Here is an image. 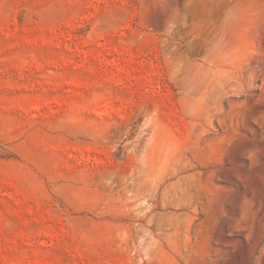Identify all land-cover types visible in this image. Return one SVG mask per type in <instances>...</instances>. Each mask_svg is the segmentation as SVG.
<instances>
[{"label":"rangeland","instance_id":"obj_1","mask_svg":"<svg viewBox=\"0 0 264 264\" xmlns=\"http://www.w3.org/2000/svg\"><path fill=\"white\" fill-rule=\"evenodd\" d=\"M0 264H264V0H0Z\"/></svg>","mask_w":264,"mask_h":264}]
</instances>
